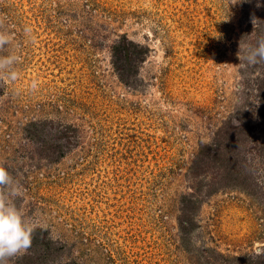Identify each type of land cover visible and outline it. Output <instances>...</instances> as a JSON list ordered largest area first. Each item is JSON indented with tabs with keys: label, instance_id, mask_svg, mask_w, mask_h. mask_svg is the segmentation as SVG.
<instances>
[{
	"label": "rangeland",
	"instance_id": "rangeland-1",
	"mask_svg": "<svg viewBox=\"0 0 264 264\" xmlns=\"http://www.w3.org/2000/svg\"><path fill=\"white\" fill-rule=\"evenodd\" d=\"M255 8L253 0H0L8 40L0 59L12 61L0 67V164L22 185L24 218L61 239L86 238L89 264H201L206 246L261 251L264 167L252 137L244 156L253 195L216 178L198 193L188 245L177 227L199 143L223 120L242 117L249 132L258 122L254 84L264 83V65L238 58ZM119 33L148 46L135 84L110 62ZM38 117L78 127L57 160L39 159L23 135Z\"/></svg>",
	"mask_w": 264,
	"mask_h": 264
},
{
	"label": "trees",
	"instance_id": "trees-1",
	"mask_svg": "<svg viewBox=\"0 0 264 264\" xmlns=\"http://www.w3.org/2000/svg\"><path fill=\"white\" fill-rule=\"evenodd\" d=\"M256 8L253 9L255 18L258 19L257 29L262 31L264 27V0H253ZM110 62L119 79L124 82L135 84L139 65L144 61L148 46L135 41L126 33H119L110 43ZM0 96L5 93V82L0 77ZM257 104L255 114L258 122L253 132H249L250 126L246 119L239 117L236 125L229 120H223L222 124L215 130L209 142H200L191 158L190 166L192 191L181 195L180 213L178 215L177 227L179 237L188 245L189 233L195 225L193 210L195 202L201 201L205 194H198L202 188L206 192L211 188L212 180L216 178L224 182V186L240 189L253 195L255 186L251 170L246 163L245 152L247 150V137H252V150L257 151L258 161L264 167V83L256 81L254 84ZM55 127L52 132L51 128ZM24 137L35 147L39 157L53 161L59 159L77 141L78 127L73 123H60L46 117L29 119L22 126ZM53 136V137H51ZM209 174L211 179H206ZM86 238L68 241L61 239L48 231L37 228L32 235L30 248L22 254L11 258L9 264H89L83 259H89L86 246ZM103 245L96 244V248ZM77 247H81L78 251ZM198 248H196L197 250ZM201 249V248H199ZM74 250H76L74 252ZM195 250V251H196ZM196 258L201 259V264H264V248L259 252L245 253L242 255H228L211 246L202 247ZM81 259V260H80ZM107 259H114L108 254Z\"/></svg>",
	"mask_w": 264,
	"mask_h": 264
},
{
	"label": "clouds",
	"instance_id": "clouds-1",
	"mask_svg": "<svg viewBox=\"0 0 264 264\" xmlns=\"http://www.w3.org/2000/svg\"><path fill=\"white\" fill-rule=\"evenodd\" d=\"M243 2V0H231V3ZM3 18H0L2 22ZM258 19L253 17V32L239 42L238 58L248 66L264 65V31L257 29ZM255 41L254 44L252 41ZM8 43L7 38L0 33V47ZM11 58L0 59V67L5 63H11ZM31 87L36 88L35 81ZM22 196V185L8 172L3 164H0V264H9L11 258L22 254L30 248L33 232L40 228L48 231L47 224L26 220L16 204V200Z\"/></svg>",
	"mask_w": 264,
	"mask_h": 264
}]
</instances>
